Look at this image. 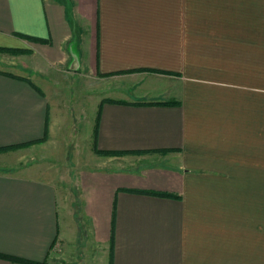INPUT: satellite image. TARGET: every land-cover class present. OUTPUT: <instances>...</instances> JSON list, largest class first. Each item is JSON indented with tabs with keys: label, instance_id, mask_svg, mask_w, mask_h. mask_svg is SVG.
<instances>
[{
	"label": "crops",
	"instance_id": "obj_1",
	"mask_svg": "<svg viewBox=\"0 0 264 264\" xmlns=\"http://www.w3.org/2000/svg\"><path fill=\"white\" fill-rule=\"evenodd\" d=\"M0 49L21 51L0 69V254L264 264V0H0ZM64 64L133 96L93 101L89 149L113 165L81 175L83 227L40 160Z\"/></svg>",
	"mask_w": 264,
	"mask_h": 264
},
{
	"label": "rangeland",
	"instance_id": "obj_2",
	"mask_svg": "<svg viewBox=\"0 0 264 264\" xmlns=\"http://www.w3.org/2000/svg\"><path fill=\"white\" fill-rule=\"evenodd\" d=\"M18 55L19 53L0 52V69L18 72L20 70L16 67L19 61L16 57ZM68 65H56L51 71V78H41L49 80L48 83L52 85L53 90L61 95L62 100L59 99L61 107L57 111V131L54 136L56 140L48 146L50 152L46 151L41 154L40 160L43 162L42 169L47 174L52 173L54 175L53 180L57 182L58 187L64 189L66 203L69 205L68 211L71 212L74 223L83 227V215L78 196L81 175L83 172L95 168L110 169L113 165L108 161H103L104 158L102 157L97 158L96 161L89 149L88 133L90 131L88 125L89 118L92 116L93 101L98 100L100 95L108 98L116 96L120 100L132 99L130 97L133 96H128L129 84L119 78L111 80L109 77H112L109 75L106 76V80L94 82L92 81V74L85 70L72 73L69 71ZM34 79L42 84L39 78ZM114 87L118 92H114ZM123 90L125 92H122ZM92 150L94 151V149ZM34 160L36 159L30 161ZM23 161L28 162L29 160L24 159ZM119 163H115V165L119 167ZM122 165L124 166V163H121L120 166ZM71 255H76L74 251L72 252V248L57 245L53 250L50 264H72Z\"/></svg>",
	"mask_w": 264,
	"mask_h": 264
},
{
	"label": "trees",
	"instance_id": "obj_3",
	"mask_svg": "<svg viewBox=\"0 0 264 264\" xmlns=\"http://www.w3.org/2000/svg\"><path fill=\"white\" fill-rule=\"evenodd\" d=\"M37 41L38 42H43L42 40H38L37 39ZM0 52H10V53H15V54H18V53H21V51H17V50H15V51H10V50H3V49H0ZM0 73H5V74H7L6 72H2V71H0ZM31 83V82H30ZM106 101H109V102H114L113 100H106ZM140 104V103H139ZM160 104H164V105H166V104H177L176 102H164V103H160ZM95 145V144H94ZM15 147V146H14ZM14 147H9V148H14ZM94 149L98 152V153H100V154H106V155H120V154H122L121 152H102V151H99V150H97L96 148H95V146H94ZM2 150H4V149H2ZM148 193H152V192H148ZM152 194H157V195H162V196H172V195H169V194H166V193H152ZM0 257L1 258H6V259H9V260H11V261H16V262H21V263H29V264H39V263H34V262H27V261H25V260H23V259H20V258H16V257H11V256H7V255H3V254H0Z\"/></svg>",
	"mask_w": 264,
	"mask_h": 264
}]
</instances>
